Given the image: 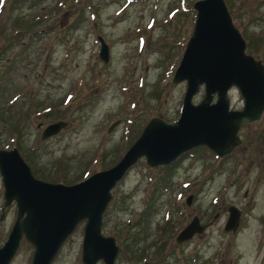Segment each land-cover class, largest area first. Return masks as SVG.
Instances as JSON below:
<instances>
[{
    "label": "rangeland",
    "instance_id": "374dc122",
    "mask_svg": "<svg viewBox=\"0 0 264 264\" xmlns=\"http://www.w3.org/2000/svg\"><path fill=\"white\" fill-rule=\"evenodd\" d=\"M193 1L0 0V147L15 146L35 177L69 184L117 161L151 116L175 119L185 82L171 76ZM224 2L245 51L264 69V0ZM97 35L108 46L105 62ZM202 94L200 86L192 102ZM228 96L230 107L241 106L235 87ZM55 120L66 125L40 138ZM237 134L240 142L221 157L195 145L170 164L149 167L141 156L127 168L101 215V232L118 246L113 264H264V108ZM230 205L238 223L224 230ZM15 210L13 201L4 208L0 244ZM194 215L202 231L175 243ZM83 222L51 264H83ZM31 250L21 237L8 264H29Z\"/></svg>",
    "mask_w": 264,
    "mask_h": 264
},
{
    "label": "water",
    "instance_id": "95a60500",
    "mask_svg": "<svg viewBox=\"0 0 264 264\" xmlns=\"http://www.w3.org/2000/svg\"><path fill=\"white\" fill-rule=\"evenodd\" d=\"M192 7V29L171 76L173 83L185 82L178 116L170 121L151 116L112 165L69 184L52 182L35 177L15 146L0 147V218L10 202L16 207L0 244V264L9 263L21 237L32 245L30 264H49L80 220H84L80 261L113 264L118 246L112 235L101 232V215L112 186L127 168L141 156L149 167L167 164L195 145H205L216 155L224 156L240 142L239 126L260 117L264 108L263 64L245 51V41L232 23L224 0H194ZM97 39L98 56L105 62L107 45L99 35ZM200 86L202 97L192 102V95ZM232 86L242 99L239 108L229 104L228 91ZM65 125L64 120L47 123L40 138L57 133ZM190 199L189 194L185 203L189 204ZM238 215L234 205L228 206L223 229L234 230ZM203 227L198 217L192 216L176 233L174 242L190 238Z\"/></svg>",
    "mask_w": 264,
    "mask_h": 264
},
{
    "label": "flooded vegetation",
    "instance_id": "af4514ba",
    "mask_svg": "<svg viewBox=\"0 0 264 264\" xmlns=\"http://www.w3.org/2000/svg\"><path fill=\"white\" fill-rule=\"evenodd\" d=\"M178 157H176V158H174L173 160H176ZM172 160V161H173ZM168 164H170V162L168 163ZM67 238V237H66ZM63 243V242H62ZM30 244V243H29ZM30 246H31V248H32V245L30 244ZM61 246V245H60ZM60 248V247H59ZM58 248V249H59ZM16 251V250H15ZM58 251V250H57ZM15 253V252H14ZM31 253H32V250H31V252H30V254H29V259L31 258ZM57 253V252H56ZM56 253H55V255H56ZM14 255V254H13ZM54 255V256H55ZM54 256L52 257V259L50 260V262H49V264H51V262H52V260H53V258H54ZM29 264H30V261H29Z\"/></svg>",
    "mask_w": 264,
    "mask_h": 264
},
{
    "label": "trees",
    "instance_id": "16d2710c",
    "mask_svg": "<svg viewBox=\"0 0 264 264\" xmlns=\"http://www.w3.org/2000/svg\"><path fill=\"white\" fill-rule=\"evenodd\" d=\"M170 166V165H169Z\"/></svg>",
    "mask_w": 264,
    "mask_h": 264
}]
</instances>
